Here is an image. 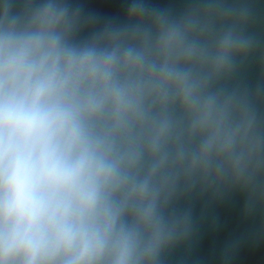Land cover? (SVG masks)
<instances>
[{"label": "clouds", "instance_id": "9594fccd", "mask_svg": "<svg viewBox=\"0 0 264 264\" xmlns=\"http://www.w3.org/2000/svg\"><path fill=\"white\" fill-rule=\"evenodd\" d=\"M249 0H0V264H165L180 200L230 183L264 228V95Z\"/></svg>", "mask_w": 264, "mask_h": 264}, {"label": "water", "instance_id": "95a60500", "mask_svg": "<svg viewBox=\"0 0 264 264\" xmlns=\"http://www.w3.org/2000/svg\"><path fill=\"white\" fill-rule=\"evenodd\" d=\"M94 23L84 34L108 22L122 23L128 0H72ZM160 8L182 10L192 0H146ZM252 5L251 30L264 36V0ZM235 82L264 95V59L256 56L238 69ZM246 195L230 183L201 185L187 193L179 207L190 214V228L165 264H264V228L246 215Z\"/></svg>", "mask_w": 264, "mask_h": 264}]
</instances>
